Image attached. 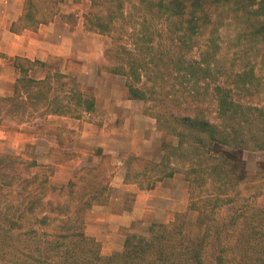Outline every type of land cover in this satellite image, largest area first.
Here are the masks:
<instances>
[{
	"label": "trees",
	"instance_id": "obj_1",
	"mask_svg": "<svg viewBox=\"0 0 264 264\" xmlns=\"http://www.w3.org/2000/svg\"><path fill=\"white\" fill-rule=\"evenodd\" d=\"M63 1L25 0L21 31L53 22ZM90 2L85 29L110 39L106 70L126 78L129 99L151 103L159 121L170 104L182 106L181 118L173 110L169 117L182 124L191 209L205 230L194 237L178 215L170 224L128 234L122 251L102 256L84 224L97 197L76 195L73 180L56 187L30 170L38 168L36 161L8 154L0 156V264H264V204H252L240 191L250 176L243 151L264 152V100L254 105L246 98L264 92V75L252 59L236 72L233 64L228 68L219 42L228 20L239 23L236 57H248L252 40L264 36V0ZM259 55L264 66V47ZM36 65L18 60L15 94L0 98V115L29 120L94 112L95 98L68 73L54 68L38 81L30 76ZM46 189L58 192L57 199Z\"/></svg>",
	"mask_w": 264,
	"mask_h": 264
},
{
	"label": "rangeland",
	"instance_id": "obj_2",
	"mask_svg": "<svg viewBox=\"0 0 264 264\" xmlns=\"http://www.w3.org/2000/svg\"><path fill=\"white\" fill-rule=\"evenodd\" d=\"M8 6L13 10H21L23 15L25 0H0V19ZM90 8V0H64L56 18L61 17L74 27L81 23L85 32L90 33L85 29V14ZM225 15L227 16L228 12H225ZM20 19L14 23L16 26L12 29L21 32L23 24ZM239 28V23L228 20L221 29L219 42L222 43L223 53L227 56L225 64L228 68L233 64V70L236 72L242 63L247 64L252 59L254 63H258L257 73L263 76L264 66H260L259 52L264 47V36L252 40V53L250 52L248 57L237 58L239 48L236 46V35ZM110 42L107 36L100 35L97 39L94 36L93 40L83 47L84 53L80 54L83 58L81 61L84 62L83 67H77L78 71L88 73L79 81L84 86L93 88L91 91L86 90L89 92L87 97H93L95 100L99 98L97 107L102 111L90 117L84 116L85 120L79 118V121L87 120L91 125L87 130L90 132L89 144H83V150H73L71 155L50 154L41 156L38 160L34 157L25 158L37 162L38 168L30 170L37 172L42 180L48 178L56 187L66 186L73 180L76 186L71 189L75 194L78 190L79 194L76 195H81L84 199L94 195L97 197L86 210L85 232L100 244L101 254L106 257L123 250L128 234L145 233L152 224H170L178 215L183 216V221L194 237L200 236L205 230L199 223L198 212L191 209L186 167L182 166V124L169 117L170 111L173 110L174 115L181 118L182 106L170 104L164 114L165 118L159 121L153 114L151 103L130 100L125 87L126 78L110 74L106 70L109 63L105 52L110 47ZM243 43L247 41L243 40ZM96 46L99 51L97 56ZM104 46L106 47L103 50ZM64 89L69 90L67 87ZM211 98L208 96V102L204 104L205 109ZM246 98L254 105L259 104L258 101L264 100V92L252 99L248 96ZM206 114L214 116V112L209 109ZM81 127L82 123H79V128ZM57 132L64 142L69 143L76 139L74 131L60 128ZM251 150L242 153L250 176L243 182L240 191L242 196L251 198L252 204L261 208L264 204V152ZM83 155L90 157L83 161ZM68 158L75 160L72 162L74 165L67 163L62 171H57L56 165L62 164ZM170 174L171 177H167ZM103 186L107 188L102 189ZM96 190L98 193H94ZM46 191L49 196L57 199L58 192L52 194L48 189ZM66 192L67 188L63 194ZM203 192L201 198L202 195L206 198V193ZM258 193L263 194L257 196ZM139 194L150 198V204L148 199H145L149 208H146L144 202L139 206ZM252 196L257 198L253 199ZM201 202L204 204V201ZM124 216L125 219L122 218Z\"/></svg>",
	"mask_w": 264,
	"mask_h": 264
},
{
	"label": "crops",
	"instance_id": "obj_3",
	"mask_svg": "<svg viewBox=\"0 0 264 264\" xmlns=\"http://www.w3.org/2000/svg\"><path fill=\"white\" fill-rule=\"evenodd\" d=\"M6 9L3 13L4 18L0 19V98H10L15 94L17 80L20 77L19 59L38 63L30 71V76L38 81L45 80L52 69L56 68L68 73L76 84L78 83L77 86L80 89L93 90L79 81L88 73H84L82 70L78 71L77 67L84 65V62L81 61L83 58L80 57L83 47L89 44L94 36L97 39L100 35L87 33L81 23L74 27L61 17L38 30L14 32L12 27L20 19L22 12L11 9V6ZM96 52H98L97 56L99 54L97 46ZM98 99L95 100L94 112L83 114L82 120H85L84 116L90 117L95 113L102 112L97 107ZM81 117L50 113L42 116L35 115L29 120H20L17 117L1 114L0 156L11 154L24 158L34 157L38 160L41 156L50 154L66 156L71 155L73 150H83V144H89L88 134L90 132L88 133L87 130L91 128V125L87 123V120L79 121ZM79 123H82L81 128H79ZM60 128L70 132L74 131L75 141L64 142L57 132ZM87 157L90 155L84 156L83 161L88 160ZM74 161V159L68 158L62 164L58 163L56 170L62 171L65 164H72ZM145 199H148L149 204L151 203L148 196L139 194V206L144 202L146 208H149ZM122 218L125 219V216Z\"/></svg>",
	"mask_w": 264,
	"mask_h": 264
}]
</instances>
